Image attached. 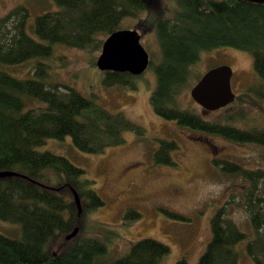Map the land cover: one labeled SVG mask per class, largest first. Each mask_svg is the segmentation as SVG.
Here are the masks:
<instances>
[{
    "label": "trees",
    "instance_id": "obj_1",
    "mask_svg": "<svg viewBox=\"0 0 264 264\" xmlns=\"http://www.w3.org/2000/svg\"><path fill=\"white\" fill-rule=\"evenodd\" d=\"M54 2L56 9L46 10L31 25L37 38L28 30V7L13 10L9 18L15 15L19 18L14 35L8 42L0 43L2 64L36 59L35 78H18L0 70V170L21 174L0 178V218L21 227L20 237L0 233V264H160L170 247L154 238L133 243L125 255L108 262L102 258L112 234L109 229L94 224L103 231V236L81 237L79 232L67 239L79 221L74 217L76 205L70 190H78L85 210H96L105 201L95 189V181L84 178L83 168L65 156L38 148L47 139L63 140L71 136L79 150L101 154L109 147L123 144L125 132L143 135L145 129L123 112H110L74 87L63 84L67 91H62L61 85L47 83L50 64L46 60L53 57L56 45L84 50L97 57L105 39L121 29L125 18H138L135 28L142 34L154 30L162 52V62L154 65L150 60L149 64L154 65L157 76V86L151 95L156 114L194 131L222 136L239 144L264 146V127L244 129L211 120L197 111L181 108L177 100L180 93L190 87L191 91L203 76L193 81V67L203 50L229 46L249 51L254 56L256 72L264 80V4L242 0H178L173 15L165 16L159 0ZM94 64L97 66V61ZM100 72L105 87H137L139 75ZM250 92L264 96L257 89ZM30 97L44 105L27 108L26 98ZM178 148L175 141H160L153 155L155 163L175 165L172 152ZM212 162L224 175H240L250 182L242 203L249 213L254 238L229 216L232 202L229 201L212 217V238L198 264H239L237 247L243 241H247L246 252L255 264H264L261 205L264 197L260 193L264 169L249 170L221 158H213ZM160 210L175 220H191L169 208ZM141 216L131 208L124 219L132 222ZM185 263L183 258L176 264Z\"/></svg>",
    "mask_w": 264,
    "mask_h": 264
},
{
    "label": "rangeland",
    "instance_id": "obj_2",
    "mask_svg": "<svg viewBox=\"0 0 264 264\" xmlns=\"http://www.w3.org/2000/svg\"><path fill=\"white\" fill-rule=\"evenodd\" d=\"M23 5L30 11L28 30L34 36L31 25L36 17L46 10L56 9L54 0H0V43L8 42L14 35L19 18L16 15L9 18L10 13ZM159 6L163 15L172 16L178 8V0H159ZM137 22L138 18L127 17L120 27L133 29ZM141 42L154 65L162 62L161 47L154 30L144 33ZM98 56L77 48L56 45L53 57L46 60L50 64L46 82L61 85L62 91H67L64 85L74 87L110 112H123L145 131L143 135L125 132L123 144L109 147L101 154L79 150L71 136L63 140L47 139L38 148L65 156L83 168L84 178L95 181L94 187L105 201L103 206L93 211L85 210L83 205L81 214L75 206L74 217L79 219L75 226L80 227V236H101L103 231L97 230L94 224L109 229L112 234L102 258L107 262L125 255L133 243L154 238L170 247L169 254L160 264H176L183 258L186 259L185 264H198L212 238V217L218 208L232 201L229 216L254 238L249 213L242 203L243 194L251 187L250 182L240 175H224L212 160L228 159L249 170L264 169V146L239 144L160 117L151 104V95L157 86L154 65L137 76L136 89L119 85L105 87L101 82L100 69L94 64ZM35 61L32 59L14 65L0 63V70L18 78H35ZM219 66L232 69V89L238 96L235 102L208 112L192 98L190 87L178 96L180 107L244 129L264 127V96L250 92V89H257L264 94V80L255 70L253 54L229 46L203 50L193 67V81ZM249 93L251 97L247 95ZM43 105L37 99L26 98L27 108ZM162 140L177 143L179 148L172 152L175 165L155 163L153 155ZM260 185V193L264 197V178ZM261 205L264 207V200ZM162 207L191 220L172 219L160 210ZM131 208L138 210L142 216L137 221L127 222L124 216ZM0 233L20 237L21 227L0 218ZM246 242L237 247L239 264H255L246 252Z\"/></svg>",
    "mask_w": 264,
    "mask_h": 264
},
{
    "label": "water",
    "instance_id": "obj_3",
    "mask_svg": "<svg viewBox=\"0 0 264 264\" xmlns=\"http://www.w3.org/2000/svg\"><path fill=\"white\" fill-rule=\"evenodd\" d=\"M264 4V0H242ZM143 34L137 28L119 29L111 33L104 41L102 51L97 59L101 71L128 72L141 75L150 64V54L142 44ZM232 69L219 66L208 70L191 89L192 98L206 111L224 108L236 99L232 89ZM21 175L12 170H0V178ZM79 214L83 211V203L76 189L73 188ZM76 227L67 235L71 239L79 233Z\"/></svg>",
    "mask_w": 264,
    "mask_h": 264
},
{
    "label": "bare ground",
    "instance_id": "obj_4",
    "mask_svg": "<svg viewBox=\"0 0 264 264\" xmlns=\"http://www.w3.org/2000/svg\"><path fill=\"white\" fill-rule=\"evenodd\" d=\"M75 189V188H74ZM77 190V189H76ZM77 192H78V190H77ZM72 193H73V197H74V203H75V205H76V207L78 208V206H77V204H76V200H75V194H74V192H73V188H72ZM79 193V192H78ZM79 195H80V193H79ZM80 197H81V195H80ZM81 200H82V197H81ZM83 203V202H82ZM78 211H79V209H78Z\"/></svg>",
    "mask_w": 264,
    "mask_h": 264
}]
</instances>
